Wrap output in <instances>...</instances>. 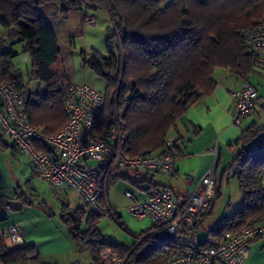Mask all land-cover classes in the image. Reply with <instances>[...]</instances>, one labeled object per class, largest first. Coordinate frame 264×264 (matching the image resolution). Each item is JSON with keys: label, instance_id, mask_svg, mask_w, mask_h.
Wrapping results in <instances>:
<instances>
[{"label": "trees", "instance_id": "obj_1", "mask_svg": "<svg viewBox=\"0 0 264 264\" xmlns=\"http://www.w3.org/2000/svg\"><path fill=\"white\" fill-rule=\"evenodd\" d=\"M68 1L75 0H0V28L15 29L17 43L31 58L30 78L45 87L42 93L26 90L14 73L12 61L17 54L5 51L8 40L4 36H0V84L11 83L22 94L30 124L51 134L65 124L66 78L56 33L39 7L60 2L62 11L69 12L63 6ZM86 8L105 10L111 21L107 55L93 52L83 58L84 65L107 83L94 132L102 134L117 112L124 121L130 157L166 149L169 133L177 130L186 112L214 91L216 70L255 88L252 77L263 65L243 45L240 32L264 17V0H171L165 5L162 0H88ZM234 146L237 152L224 172L237 180L240 204L210 231L213 235L238 233L248 223L264 222V123L252 124ZM34 147L48 152L37 144ZM216 183L208 212L197 229L218 199ZM8 200L0 195V213L11 210L6 206ZM60 219L95 262L104 247L120 255L130 251L98 233L100 218L95 215L62 204ZM140 238L125 264H161L176 251L174 237L163 230L153 227ZM164 247L170 249L166 256L156 258L155 253ZM0 264L48 263L33 244L8 248L0 239Z\"/></svg>", "mask_w": 264, "mask_h": 264}, {"label": "built area", "instance_id": "obj_2", "mask_svg": "<svg viewBox=\"0 0 264 264\" xmlns=\"http://www.w3.org/2000/svg\"><path fill=\"white\" fill-rule=\"evenodd\" d=\"M88 0L64 3L69 12L84 11ZM95 17L84 16L83 25L94 26ZM241 42L257 55L264 65V18L240 32ZM231 124L254 114L259 103L256 89L242 83L232 94ZM104 96L93 88L80 83L63 87L62 107L65 124L55 133L32 126L22 94L11 84H0V137H9L31 162L34 175L54 189H70L77 197V208L99 218L114 217L111 209L104 207L105 180L119 169L161 173L169 178L176 172V156L166 147L163 151L130 157L126 153L127 135L124 121L115 112L109 127L100 135L94 132V121L104 108ZM34 144L45 147L40 152ZM206 153L215 160L216 147ZM215 192V179L208 170L184 200L176 198L169 186L154 189L145 200L137 201L130 192L124 194L129 204L125 211L134 218H149L156 230H163L174 237L177 246L161 264H243L252 239L264 236L263 223H248L240 232L224 231L219 235L208 233L199 240L197 225L207 214ZM0 239L8 247L23 243L18 225H8L0 230ZM142 240L139 238L125 255L104 247L96 264H125L129 253ZM163 251L155 253L164 257Z\"/></svg>", "mask_w": 264, "mask_h": 264}, {"label": "crops", "instance_id": "obj_3", "mask_svg": "<svg viewBox=\"0 0 264 264\" xmlns=\"http://www.w3.org/2000/svg\"><path fill=\"white\" fill-rule=\"evenodd\" d=\"M85 10L81 11L83 13V19L86 16L84 14ZM254 75L256 79L263 80L264 65L260 66ZM214 80L216 82L214 91L192 106L184 115L183 121L178 123L177 130L169 133L168 148L174 153L177 159L176 172L173 177L169 178L167 175L161 173H146L140 170L131 171L129 169H119L113 172V176L112 173L106 178L104 207L111 209L114 212V217L100 218L96 228L101 236L107 238L114 245L130 249L140 237H143L145 232L153 228L150 220L146 217L141 218L138 223H134L132 221L133 219L119 214L129 204V201L124 196L126 192H130L135 200L142 201L154 189L169 186L176 198L184 200L208 170H211L215 180L219 179L217 172L220 167L223 168V174L225 175V169L230 165L237 152L238 147L234 145L241 134L252 124L260 126L264 123V117H261L262 113L264 114V103H259L258 105L262 109L261 112L255 111L253 115L244 118L237 127L232 126V94L239 88L241 82L234 75L221 70L214 72ZM255 88L259 98L264 99V88L262 84L255 86ZM174 143L175 148L172 147ZM210 147H216L217 149L215 160L211 154L206 153V150ZM28 175L37 178L34 175L29 157L20 151L9 137H0V195L5 196L9 200L21 202L22 207L20 210L25 205H32V202L27 200L22 194L21 185ZM120 183L124 184L122 189L118 188ZM51 188L54 190L55 196L60 204V217L62 204L67 205L70 210L77 208L78 199L70 189L57 190L53 187ZM217 188L219 190V199L221 193L219 186ZM61 193L64 195V198L60 196ZM215 203L211 213L204 218L198 229L203 234L199 240L204 239L222 218L229 217L239 207L235 208L231 214L224 213L217 221L216 226L206 233L202 228L212 218ZM43 205L48 212L51 211L46 204ZM48 217L50 218V215ZM124 218L128 221L125 222ZM0 219H4L0 222V230L8 225H18L23 240L22 244H33L44 262L48 264L53 263L45 258L37 244L27 242V228L22 227L25 223L19 220L16 215L2 212L0 213ZM7 219L11 221H7ZM37 219L41 221L40 223L44 224V220ZM48 220L50 221L51 219ZM61 222L64 225L62 220ZM50 229L51 227H49ZM31 232L39 234L40 230L37 226H34V230ZM4 244L7 246L5 242ZM175 248L177 250V246ZM169 250L168 247L161 249L165 253V256ZM89 257L91 258L90 252ZM88 262L89 264H96L92 258ZM69 264H72V262L70 261ZM243 264H264V236L251 240L248 255Z\"/></svg>", "mask_w": 264, "mask_h": 264}, {"label": "rangeland", "instance_id": "obj_4", "mask_svg": "<svg viewBox=\"0 0 264 264\" xmlns=\"http://www.w3.org/2000/svg\"><path fill=\"white\" fill-rule=\"evenodd\" d=\"M162 1L163 5H165L171 0ZM39 10L56 33L60 56L65 70L66 84L68 82L83 83L105 95L106 81L97 76L88 66H85L83 58H88L93 52L102 56L107 55L105 42L110 35L111 28L108 13L102 9L87 8L84 14L88 17H95L97 24L86 27L83 25V13L81 11L64 12L60 2H45L40 5ZM0 36H4L8 40L5 51L9 50L17 54L12 61L14 73L21 77L26 90L28 92L42 93L45 86L30 78L31 58L29 53L22 52L21 44L17 43L18 36L15 29L0 28ZM59 82L57 83L59 84ZM251 82L254 86L262 84L264 88V78L262 80L252 77ZM256 111H262L259 105H257ZM261 117H264L263 113ZM222 169L221 167L219 168L217 172L219 179L215 180L217 187L219 186L220 188L221 196L216 200L212 218L202 228L206 233L216 226L217 221L224 213L231 214L240 204L237 180L232 178L230 174L224 175ZM21 186L22 194L27 200L32 202V205H25L20 211L4 210L3 212L16 215L19 220L25 223L22 227L28 230H26L27 242L37 244L40 252L47 260L53 262L52 264H69L70 261L72 264H89L88 261H91L89 249L86 246L78 245L69 230L61 222L60 204L54 190L47 183L31 177V175H28ZM123 187L124 184L122 183L118 185V188L122 189ZM60 196L64 198L62 193ZM43 204H46L51 211L48 212ZM119 214L133 219L134 223H138L141 220L131 217L125 210ZM49 215L50 218L48 217ZM37 218L44 220V224L40 223L41 221ZM48 219L51 220L49 221ZM124 220L125 222L128 221L125 218ZM7 221L11 220L7 219ZM32 223L37 224L33 225ZM34 226H37L40 230L39 234L31 232L34 230ZM49 227H51V231ZM201 235L203 234L198 230L199 239Z\"/></svg>", "mask_w": 264, "mask_h": 264}, {"label": "water", "instance_id": "obj_5", "mask_svg": "<svg viewBox=\"0 0 264 264\" xmlns=\"http://www.w3.org/2000/svg\"><path fill=\"white\" fill-rule=\"evenodd\" d=\"M6 206L13 211H19L22 207V204L19 201L8 200L6 202Z\"/></svg>", "mask_w": 264, "mask_h": 264}]
</instances>
